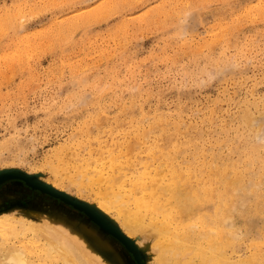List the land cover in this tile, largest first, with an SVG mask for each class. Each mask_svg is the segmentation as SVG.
Segmentation results:
<instances>
[{"label":"rangeland","instance_id":"obj_1","mask_svg":"<svg viewBox=\"0 0 264 264\" xmlns=\"http://www.w3.org/2000/svg\"><path fill=\"white\" fill-rule=\"evenodd\" d=\"M5 18L12 24L0 34V213L58 209L113 240L125 264H150L149 250L138 260L84 210L32 184L91 202L89 190L54 182L52 169L85 154L84 141L97 150L135 140L147 114L169 121L172 139L192 149L236 160L226 140L243 146L252 137L264 154V131L241 123L248 108L264 121V0H0ZM9 173L27 180L3 179Z\"/></svg>","mask_w":264,"mask_h":264},{"label":"bare ground","instance_id":"obj_2","mask_svg":"<svg viewBox=\"0 0 264 264\" xmlns=\"http://www.w3.org/2000/svg\"><path fill=\"white\" fill-rule=\"evenodd\" d=\"M7 24L11 19L0 20V34ZM250 113L244 110L241 123L263 133L264 121L256 123ZM161 118L140 117L135 140L111 139L97 150L82 142V147L88 145L86 153L52 169L54 182L73 184L80 193L89 190L93 195L85 202L87 209L119 231L138 260L149 250L150 264H264L262 145L251 137L243 146H233L228 138L230 151L238 149L239 158L226 160L204 146L192 149L181 137V143L174 141L165 125L169 121ZM186 128L182 131L188 136ZM244 135L240 131L234 138L241 142ZM140 141L146 146L141 151ZM256 161L263 163L259 170ZM0 214V264H125L113 240L58 209Z\"/></svg>","mask_w":264,"mask_h":264},{"label":"water","instance_id":"obj_3","mask_svg":"<svg viewBox=\"0 0 264 264\" xmlns=\"http://www.w3.org/2000/svg\"><path fill=\"white\" fill-rule=\"evenodd\" d=\"M13 178V177H19V178H23L25 180H27V177L25 176H21L19 175L18 173H9V174H6L4 175L3 179L5 178ZM32 186L34 188H39L47 193H50L51 195H54V196H57L71 204H73L74 206L78 207L79 209H82L84 210L86 213H88L93 220H95V222H97L100 226H102L104 229H106L108 232L112 233L113 235H115L120 241L121 240V234L119 231H117L116 229H114L113 226H111V224L104 220L103 218H99L94 212L90 211L89 209H87V207L85 206L86 204L85 203H79L77 201H73L71 199H69L67 196H65L64 194L62 193H59L55 190H53L52 188H50L49 186L47 185H40V184H32ZM125 244V242H124ZM131 251V250H130ZM133 252V251H132ZM134 253V252H133ZM135 255V254H134ZM137 258V257H136ZM138 259V258H137Z\"/></svg>","mask_w":264,"mask_h":264}]
</instances>
